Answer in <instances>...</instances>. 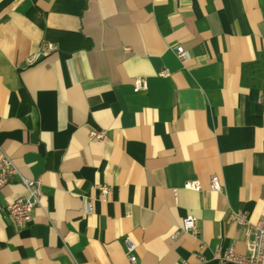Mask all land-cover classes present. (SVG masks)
Masks as SVG:
<instances>
[{
  "label": "crops",
  "instance_id": "crops-1",
  "mask_svg": "<svg viewBox=\"0 0 264 264\" xmlns=\"http://www.w3.org/2000/svg\"><path fill=\"white\" fill-rule=\"evenodd\" d=\"M3 156L17 174L0 191V264H129L125 237L135 264L246 254L229 215L264 217V0H0ZM21 177L42 195L18 230L5 207L27 195ZM188 215L198 235L172 238Z\"/></svg>",
  "mask_w": 264,
  "mask_h": 264
},
{
  "label": "built area",
  "instance_id": "built-area-1",
  "mask_svg": "<svg viewBox=\"0 0 264 264\" xmlns=\"http://www.w3.org/2000/svg\"><path fill=\"white\" fill-rule=\"evenodd\" d=\"M55 47L51 43L44 42L40 46V55L46 56L50 52L54 51ZM176 57L179 61L184 62L188 59L187 53L182 47L178 46L175 49ZM160 77H168L167 70H163L159 73ZM147 90V81L144 78H136L133 81V92L139 93ZM107 134L105 131H99L92 129L89 132V139L91 141L102 142L106 139ZM17 174V171L12 162L5 156L0 159V191L10 182L12 177ZM21 183L25 187L27 192L26 196H20L15 198L11 203L5 207L6 214L8 215L12 225L18 229H25L32 219L33 210L39 205L41 198V181L40 179H26L20 178ZM210 187L214 191L221 192L222 186L218 177H212L210 181ZM183 189L194 192L201 190L200 183L198 181H189L184 183ZM99 192L102 196H106L109 193V188L106 186H100ZM92 212V204L90 201H86L84 204V213L90 214ZM229 221L238 226L244 227L249 235L250 241L248 243L247 253L238 254L232 248L225 252L215 250L213 254V261L215 264H264V217L251 223L247 219L246 215L241 211L232 212L229 215ZM179 234H187L192 237L198 235V229L196 225V218L192 215H188L182 221L181 227L175 231L172 238L177 237ZM123 244L126 251V256L129 264L136 263L135 250L136 246L129 237L123 239ZM200 264H205L202 258H199Z\"/></svg>",
  "mask_w": 264,
  "mask_h": 264
},
{
  "label": "trees",
  "instance_id": "trees-1",
  "mask_svg": "<svg viewBox=\"0 0 264 264\" xmlns=\"http://www.w3.org/2000/svg\"><path fill=\"white\" fill-rule=\"evenodd\" d=\"M257 68L256 65H247L243 67L242 81L246 86H259V84H255L254 81H251L254 80L253 78H255L257 74H259Z\"/></svg>",
  "mask_w": 264,
  "mask_h": 264
}]
</instances>
